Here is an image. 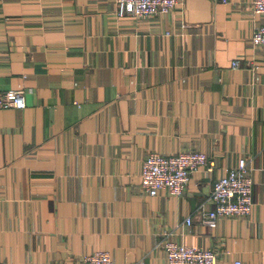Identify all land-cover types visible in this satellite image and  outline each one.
<instances>
[{"label":"crops","instance_id":"crops-1","mask_svg":"<svg viewBox=\"0 0 264 264\" xmlns=\"http://www.w3.org/2000/svg\"><path fill=\"white\" fill-rule=\"evenodd\" d=\"M252 0H182L116 14L115 0H0V264H166L163 236L218 264H264V14ZM239 66L233 67L232 60ZM214 161L181 195L140 190L149 151ZM246 158L251 213L200 223L213 183ZM191 216V223L184 221Z\"/></svg>","mask_w":264,"mask_h":264},{"label":"built area","instance_id":"built-area-1","mask_svg":"<svg viewBox=\"0 0 264 264\" xmlns=\"http://www.w3.org/2000/svg\"><path fill=\"white\" fill-rule=\"evenodd\" d=\"M181 3L182 0H115L118 16L134 17L165 14ZM250 6L254 13L264 14V0H252ZM250 40L255 46H264V24L255 28ZM231 65L238 67V60H232ZM23 92L22 88L0 90V108L24 107ZM213 165L214 161L200 150H183L174 154L151 150L142 162L140 190L150 196L160 190H166L171 195H181L193 171L202 166L212 170ZM251 170L249 161L239 158L235 165L214 181L207 197L211 207L206 208L205 203L198 207L201 224L213 225L219 217H245L251 213ZM184 221L190 224L191 216H187ZM159 245L165 253L166 264H218L216 250L175 241L170 234L163 236ZM74 264H113V261L108 251L96 250L81 255Z\"/></svg>","mask_w":264,"mask_h":264}]
</instances>
